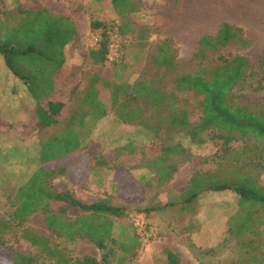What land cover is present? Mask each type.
<instances>
[{
	"label": "rangeland",
	"instance_id": "374dc122",
	"mask_svg": "<svg viewBox=\"0 0 264 264\" xmlns=\"http://www.w3.org/2000/svg\"><path fill=\"white\" fill-rule=\"evenodd\" d=\"M209 1L211 4L207 2L205 6H197L191 3L181 11L175 12L169 6L158 8L154 5L150 6L149 0H132V4L137 10L127 13L125 17L127 34L123 35L119 30V26L123 22L111 0H0V16L6 10L14 9L19 5L28 10L47 8L54 14L56 20H53V27L56 28L55 35L51 39L48 38L46 19H44L40 31L42 29V34L45 33L43 38L36 42L39 50L35 49L41 52L37 68L40 69L43 65L48 66V70H43L47 78L50 76V70L61 62L65 49L68 50L69 47L93 48L100 44L104 27L101 26L92 30V21H100L105 24L106 28H109V57L104 66L83 64L80 67L82 70L72 73V75L75 72L81 73L80 82L84 85L90 83V78L92 81L95 80V83L101 80L103 82L102 91L99 90L98 92L105 97L103 101H106L111 108L109 116L106 118L98 117L97 115L101 113H98L100 110L96 109L97 115L86 119V115H92V105H99L94 102L92 104L95 96L93 95L94 83L91 82L85 94L86 100H90L85 101V107H88V110L79 113L72 126L85 130L105 129L106 134L101 135V138L100 135H94V148L103 142V138L111 144H127L134 141L152 142L154 144L150 151L153 154L159 153L162 145L170 146L178 142H182L188 148L190 157L180 165L183 174L175 181L174 191L171 192L169 189L163 191L161 187L155 191V195L161 197L167 192V198L154 197L140 200L121 198L113 192H104L106 197L103 199L107 202L122 205L127 209V214L123 217L111 216L116 221L115 238L120 242L125 241L136 230L140 241L133 259L128 257L126 261H123L122 256L124 254L117 248V252L110 259V264H167L166 248L178 251L181 255L182 264H235V260L244 250L243 247L241 248L239 238L231 236L229 232L228 218L238 207V195L235 192L232 190L208 191L201 193L192 202H184L181 198V193L188 187V177L193 172L199 169L204 170L207 166H217L218 162L214 160V156L218 151H221L222 140L213 141L204 136L206 138L204 142L192 143L191 138L186 133V127L182 130L168 121L169 111L151 110L149 104L141 98H132L129 104L131 107H140L142 116L148 118L149 122L156 119L161 120L160 136H153V132L141 127L138 121H123L117 116L118 110L112 107L114 105L113 88L116 84L133 83L137 80H150L152 78L154 82L156 81L158 85L166 89L172 87L175 72L173 71V74L154 61L156 47L161 41L166 39L170 41L175 50L178 71H187L197 67L200 59L194 57V54L197 51L200 36L213 34L220 24L219 20H210V15L214 12H226L223 16L238 19L239 22H234V24L244 27L246 35L253 40V43L250 47H244L239 41H232L221 51H209L208 55L215 57L222 52L227 56H233L239 53L249 57L251 64L257 65L264 44V0H241L242 5L236 7V10L227 7L217 8L212 4L213 0ZM230 9L232 12L228 13L227 10ZM230 14L232 16H229ZM73 19L78 21L80 34H75ZM23 37L24 35L21 33L19 40H24ZM47 54L51 55L50 59L46 57ZM67 67L68 65L59 71V77L63 80L70 78V73L65 77ZM11 73L15 78H19L14 72L11 71ZM48 80H45L46 82L42 85L41 81L34 80L32 88L28 86V92H30L34 102L30 107L35 105L34 108H36L38 101L40 104V97L32 95L33 90L36 91L39 88L48 92L51 89V82ZM74 81L75 79H72L70 84H73ZM21 87L23 88V85ZM81 90L79 83L72 91L73 97L80 96ZM245 93L254 100L262 97V93L250 89H246ZM4 100L6 99L0 96V115L5 119L15 121L25 117L26 113L29 114L27 106L21 103L20 99H14L17 101L13 103L9 97H7L9 103ZM198 100L199 97L193 93L180 92L175 103L177 106L187 109L189 119L195 121L200 116ZM74 105L76 103H73ZM30 113L33 114L34 111ZM138 128H143L145 131L139 133ZM2 135L0 134V214L8 217L12 209L10 194L14 187L13 184L7 182L10 169L18 166L21 162L30 167L37 165L38 162L40 165L43 162V154L45 155L49 148L46 149L48 140L45 138L47 137L43 138L40 135L31 138L30 143L26 144L22 140L11 141L12 138L7 136L9 134ZM14 137L21 138V135ZM240 144L237 142L235 146L238 147ZM93 152H98L100 157L112 160L111 164L107 163L109 169H114L117 164H120L132 170L138 164L134 162L132 154L128 158L121 159L117 155V151L95 150ZM184 155L185 153H176L174 158L180 160ZM113 158L116 159L113 160ZM167 170L168 168L165 169V171ZM97 174L102 175L100 172ZM106 178L110 179L109 176ZM100 179L99 176V181ZM259 180L264 183V169L261 171ZM54 185L57 188H63L66 186V181L62 176H59ZM83 199L79 198V200L87 202L94 200L93 196ZM164 204L167 205L153 210L154 212L144 211L146 207ZM60 206L61 202L52 201V208L55 211H58ZM80 213L85 212L78 207L69 210V215L72 216ZM259 227L264 245V222H261ZM23 228H30L36 233L46 236L60 248L67 249L74 257L83 255H92L98 259L102 257L103 250L90 239L71 240L65 236L57 235L54 229L48 227L43 213L37 212L30 216L24 224L13 225L6 236V243L0 246L1 264H12V252L14 250L35 254L38 258L37 264H54L51 259L40 253L39 249L28 239L21 236ZM109 244L113 246L114 243Z\"/></svg>",
	"mask_w": 264,
	"mask_h": 264
},
{
	"label": "trees",
	"instance_id": "16d2710c",
	"mask_svg": "<svg viewBox=\"0 0 264 264\" xmlns=\"http://www.w3.org/2000/svg\"><path fill=\"white\" fill-rule=\"evenodd\" d=\"M111 1L123 22L119 30L126 35L125 17L129 11L137 9L133 6L132 0ZM53 15L47 8L28 10L19 5L6 10L0 16V57H3L11 71L21 76L30 88L34 85V80L41 81V85L47 79L51 82L64 61L63 56L61 62L50 70L49 78L43 72L48 70V66L37 68L41 52L37 51L39 49L36 42L42 39L45 33L42 34L40 27L42 21L46 19L48 31L46 35L51 39L56 29L53 27L55 20ZM101 26L104 27L102 40L93 57L105 60L109 53V28L100 21L91 22L92 30ZM21 33L24 40H19ZM232 41H239L244 47H250L253 43L246 35L244 27L228 22H223L217 33L202 35L194 54V57L200 59L199 65L187 71H178L175 50L170 41L167 39L161 41L156 47L154 61L157 65L175 72L172 87L166 89L152 78L116 84L113 88L112 107L118 110L117 114L123 121H138L141 127L153 132V136H160L161 120L149 122L148 118L142 116L140 107L130 106V99L141 98L149 104L151 110L169 111L168 121L179 129L183 130L186 127V133L192 143L204 142L206 140L204 136L213 141L222 140L221 151L214 156V160L218 162L217 166H207L204 170L193 172L181 198L184 202H192L201 193L208 191L235 192L238 195V207L228 218L229 232L231 236L239 238L241 248L244 249L235 260V264H264L263 237L259 227L260 223L264 222V183L259 180L264 169V44L256 66L251 64L249 57L239 53L233 56H227L222 52L215 57L208 55L209 51H221ZM50 56L46 55L48 59ZM246 89L262 93V97L250 99L245 93ZM180 92H190L199 97L198 120L191 121L188 110L176 105ZM44 93L39 88L33 90L36 97H42ZM97 94L98 89L94 86L95 97L92 104L94 102L99 105H92L91 114L96 116L97 109L100 110L98 113H101L97 116L102 117L106 111L105 105L99 101ZM64 105L63 101L52 100H48L47 108L37 105L39 133L43 138L47 137L46 149H49L45 155L43 154V162L29 178L12 188L11 212L8 217L0 214V246L6 243V236L13 225L20 226L33 214L42 212L48 227L54 229L57 235L71 240L87 238L103 250L101 259L92 255L74 257L67 249L60 248L46 236L30 228H23L21 236L28 239L54 264H110V259L117 252V248L124 254L123 261L128 257L133 259L137 245L140 244L138 232L135 230L127 240L118 241L114 236L116 221L111 218L125 216L127 209L122 205L111 204L103 198L84 202L76 198L67 186L55 187L54 180L65 175L67 167L44 164L51 159L69 155L73 152V147L79 146V136L72 128L75 118H57ZM49 126L54 127L52 132H49ZM237 142L241 143L238 147L235 146ZM161 148L162 153L155 167L159 179L165 180L186 162L190 153L182 142L170 146L162 145ZM180 152L185 155L180 160H175V154ZM52 201L61 202L58 211L52 208ZM165 205L167 204L146 207L144 211L150 212ZM73 207H78L85 213L69 215V210ZM109 243L114 244L111 246ZM165 254L167 264H182L178 251L166 248ZM37 262L35 254L20 250L12 252V264Z\"/></svg>",
	"mask_w": 264,
	"mask_h": 264
},
{
	"label": "crops",
	"instance_id": "0c3cea01",
	"mask_svg": "<svg viewBox=\"0 0 264 264\" xmlns=\"http://www.w3.org/2000/svg\"><path fill=\"white\" fill-rule=\"evenodd\" d=\"M150 6L154 5L156 8L160 6H169L175 12L181 11L185 6L197 5V6H205L207 2L210 3L209 0H149ZM260 1V0H256ZM211 4V3H210ZM209 4V5H210ZM214 6L224 7V8H235L241 6V0H213L212 3ZM234 10V12H235ZM228 13L232 12V9L227 10ZM226 12H214L210 15V20H219L220 24L216 31L213 33H217L221 24L223 22H228L234 24V22H239L238 19L229 18L223 16ZM229 16H232L230 14ZM167 21V19H166ZM76 33L80 34L78 21L74 20ZM241 26V25H240ZM212 34V33H209ZM204 35V34H203ZM76 36V35H75ZM202 36V35H201ZM200 36V37H201ZM72 42V41H71ZM263 48V47H262ZM96 49H98V45L93 48H71L64 51V61L59 67V69L53 75L51 81V89L48 92H45L42 97H40V105L44 108H47L48 100L52 101H63L65 103L61 114L57 116L58 119L69 118L72 119L77 117V114L85 112L88 110V107H85L86 97L85 94L87 92L88 86H90L91 82L94 83V86L98 89V91H102V81L96 82L92 81L90 78V83L86 86L81 84V73L77 74L75 72L72 75L73 71L82 70L80 67L85 65H101L104 66V63L108 61L109 53H107L106 59L102 60L100 57H93ZM2 57V56H1ZM0 57V96L5 98L6 103L7 97H9L11 102H15L14 99H20V102L25 104L27 107V112L25 117L21 119L7 120L5 117L0 115V134L7 135L11 139V141L17 142L18 140H22L24 144L30 143L31 138L38 137L41 134L39 133L38 126V116L36 112V108L31 106L34 104L32 96L30 92H28V84L24 81V79L19 76V78H15L11 69L8 65H6L3 58ZM67 72L65 77L69 75L70 78L68 80H63L60 78L59 71L63 70L66 66ZM13 72V71H12ZM15 74V73H14ZM78 75L80 76L78 78ZM75 79L73 84H70L71 80ZM81 94L80 96L73 97L72 91L75 90V86L79 85ZM101 83V84H100ZM23 85V88L21 87ZM84 85V86H83ZM65 90V91H64ZM33 95V94H32ZM13 97V98H12ZM97 98L105 104V114L101 118H106L109 116L111 108H109L108 103L105 100V97L99 92L97 94ZM73 103L76 105L73 106ZM39 104V101L37 105ZM81 104V106H80ZM72 106V107H71ZM34 111V113H30ZM86 119L88 117H94L93 115H86ZM118 116V114H117ZM119 117V116H118ZM53 126H49V132L53 131ZM73 131L79 136V146L73 147V152L65 157L54 158L49 161H46L44 164L53 165L52 167L64 165L67 167V173L62 175V177L66 181L67 188L71 191V193L76 198H84L92 197L94 200L89 202L96 201L99 198H105V191L108 193L116 194L121 198H135V199H151V198H159L161 196H156L155 191L159 187L166 191H174V183L175 181L183 174L182 167L179 166L178 170L172 174L171 177L165 180H160L159 175L156 170L155 163L158 159H160V155L162 153V148L159 150V153L153 154L150 151V148L153 147L152 142L141 143L138 141H134L133 143H109L106 139L103 138V142L94 148V135L103 136L106 134L105 129L97 128L85 130L84 128H75L73 127ZM139 133H143L145 131L143 128H138ZM96 132V134H95ZM148 132V131H147ZM146 132V133H147ZM19 133V134H18ZM17 135H21V138L14 137ZM13 136V137H12ZM8 139V138H7ZM102 140V139H99ZM150 141V140H149ZM152 141V140H151ZM6 142V141H5ZM158 145V144H156ZM160 147V145H159ZM117 151V155L122 158H128L131 154L134 156V162H137V166L135 168L128 169L120 164H117L114 169H109L107 163H112L111 159H108L107 156L105 158L100 157L99 153H94L93 151ZM172 157V155H171ZM116 158H113L115 160ZM39 163L33 167L29 165L25 166V163H20L18 166H15L10 169V174L7 175V182L9 184H13L14 186L19 182L26 181L31 173L39 166ZM7 167H9L7 165ZM25 167V168H24ZM24 168V171H23ZM97 169V170H96ZM97 171V172H96ZM102 174L99 175L97 173ZM192 175V174H191ZM190 175V176H191ZM99 176L101 177L99 181ZM109 176V180L106 178ZM188 177V179L190 178ZM156 177V178H155ZM58 178V177H57ZM56 178V179H57ZM54 180V183L56 182ZM167 193V192H166ZM163 197L167 198V194ZM182 194V193H181ZM161 197V198H163ZM83 199V200H84ZM85 201V200H84ZM87 202V201H85ZM155 211V210H154ZM151 211V212H154Z\"/></svg>",
	"mask_w": 264,
	"mask_h": 264
}]
</instances>
